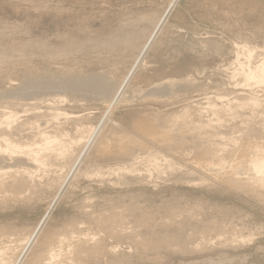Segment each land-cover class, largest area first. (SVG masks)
Wrapping results in <instances>:
<instances>
[{
    "label": "rangeland",
    "instance_id": "374dc122",
    "mask_svg": "<svg viewBox=\"0 0 264 264\" xmlns=\"http://www.w3.org/2000/svg\"><path fill=\"white\" fill-rule=\"evenodd\" d=\"M235 43L256 46L260 57L264 0H0V118L5 106L18 112L23 137L36 121L53 129L57 108L71 116L59 119L69 131L76 122L97 126L88 152L63 167L53 160L31 195H0V246L10 245L12 257L1 264H41L59 236L82 232L99 234L103 246L81 264H264V197L228 181L230 164L247 165L246 141H264L263 88L253 90L262 105L225 122L235 141L212 170L196 167L204 156L192 131L169 132L172 114L205 105L206 96L249 92L231 77ZM94 75L122 83L115 102V93L80 83ZM29 79L69 83L57 94L69 101L19 105L37 96L11 90ZM155 149L175 167L154 168L147 157ZM201 174L207 183L197 184ZM119 225L122 234L111 237ZM235 227L253 241L234 245Z\"/></svg>",
    "mask_w": 264,
    "mask_h": 264
},
{
    "label": "bare ground",
    "instance_id": "6f19581e",
    "mask_svg": "<svg viewBox=\"0 0 264 264\" xmlns=\"http://www.w3.org/2000/svg\"><path fill=\"white\" fill-rule=\"evenodd\" d=\"M235 48V63L237 68H235L231 77L239 78L243 85L249 89V92L238 93L231 98H227L226 95L222 94H217L214 97L208 95L206 96L205 105L198 103L194 108H183L179 112L172 114L168 119L170 123L169 132L173 131L176 126H180L179 128L181 131L193 132V138L190 140L194 138L197 139L196 142L195 140L193 141V144L196 150L204 156L194 161L196 167L199 168L212 170V167L218 163L216 160L224 164L226 161L224 155L228 150L227 147L231 141H235L233 136L235 128H229L225 122L229 119L239 118L241 116L239 112L241 108L255 110L262 105L263 99L253 90H255L254 88L256 87L259 89L263 88L264 90V49L261 51L260 57L258 56L259 58L255 59L256 46L247 43H235ZM240 56H244L245 61H241ZM80 83L90 86L89 91L92 93L95 92L104 95L115 93L113 98H111L112 100H110L111 102H115L116 95L122 87V83L108 85L99 75L89 77L82 80ZM25 84L29 87H17L18 85H15L16 87L11 89L12 92L22 91L24 93V91H26L34 96L41 95L42 97L39 98L35 96V98H31L30 103H23L21 101L19 105L36 106L40 103L52 105L56 102L64 103L69 101L66 96L57 95L69 89V83L55 80L39 83L29 79ZM4 108L1 114L3 116L0 118V195L3 193L4 197L13 195L17 199H21L31 195L33 188L37 185L36 182L40 181L42 177L46 175L49 167L53 165V160H59L60 166L63 167L65 166V162L70 163L76 157L85 155L88 152L87 147L89 145H87V143L90 142L97 128V126L93 124L84 125L76 122L74 131H69L65 126L61 125L59 119L62 115H67V118L71 116L66 112H60L61 109L57 108L52 112L53 120H55L56 123L53 129L41 128V124L36 121L33 123L36 129L34 133L28 137H23L19 132L20 130H18L19 128L16 127L19 118L18 112L10 109L9 106H5ZM206 112L210 114V118H208L209 115L207 118H203V113ZM225 114H228L230 117L226 118ZM81 117L82 115L78 113L72 116V118L76 119ZM29 123L30 122H28V124ZM188 139L189 138H185V141ZM134 142L138 144L141 143L138 140H134ZM246 145L247 150L242 153L243 160L247 162L244 168L245 170L240 167L243 161L230 164L228 181L239 186L251 187V193L263 198L264 141L261 142L260 140L254 139L253 142L252 140H248L246 141ZM169 147L174 149L172 144H170ZM122 154L128 155L133 161L139 158V154H136V152L129 147L123 148ZM147 159L154 168L160 166L161 161L167 162L171 168L175 167V165L170 162V159L162 152L157 151V149L151 150L148 153ZM12 165L17 166V168L10 169ZM119 169L127 170V168ZM188 173L191 176L193 175V177L195 175L194 172L189 171ZM191 180H197V178ZM198 180L200 182H197V184L208 182V178L203 174L198 177ZM119 227L120 229L117 226L112 228L109 232L111 237H119L122 234L120 233V231H122L121 225H119ZM81 234L85 236L75 235V233H73L72 236H59L57 240L60 244L57 246H49L47 254L41 261V264H81V256L85 252H88L89 249L98 250L103 246L98 236L99 234L91 232H82ZM251 237V235L245 236L243 233H240L238 228L235 227L231 235V241L234 245L250 244L254 239ZM142 243L145 244L144 241H142ZM199 243L195 246L196 248L203 247L201 243ZM205 244L206 241L204 245ZM119 247L120 246L116 244L112 245L111 249L116 252ZM9 249H11L10 245L1 244L0 264L5 261L8 262L12 258L7 255V250Z\"/></svg>",
    "mask_w": 264,
    "mask_h": 264
}]
</instances>
